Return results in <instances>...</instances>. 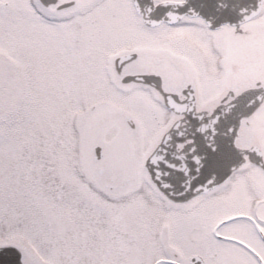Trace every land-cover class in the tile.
<instances>
[{
	"label": "snow or ice",
	"instance_id": "snow-or-ice-1",
	"mask_svg": "<svg viewBox=\"0 0 264 264\" xmlns=\"http://www.w3.org/2000/svg\"><path fill=\"white\" fill-rule=\"evenodd\" d=\"M0 264H264V0H0Z\"/></svg>",
	"mask_w": 264,
	"mask_h": 264
}]
</instances>
